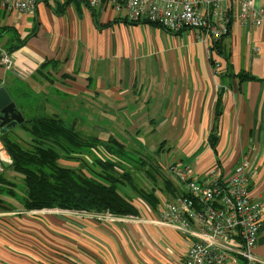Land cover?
I'll use <instances>...</instances> for the list:
<instances>
[{
  "label": "crops",
  "instance_id": "obj_1",
  "mask_svg": "<svg viewBox=\"0 0 264 264\" xmlns=\"http://www.w3.org/2000/svg\"><path fill=\"white\" fill-rule=\"evenodd\" d=\"M255 7L264 8V0H255ZM223 9L231 15V32L214 41L200 31L131 24L125 9L54 0L19 14L0 0V88L12 100L18 92L21 108L28 110L25 101H31L51 117L69 114L77 103L91 111L82 115L84 122L94 118L98 132L108 135L102 140L116 135L143 153L161 150L166 168L178 161L198 178L219 166L228 179L246 160L249 195L264 202V27L241 25L235 0ZM5 55L11 69L3 64ZM0 140V154L9 156ZM9 159L0 156L2 170ZM158 196L153 209L133 192L128 198L139 215L123 220L27 211L19 200L23 209L0 217V264H183L191 240L179 223L166 225L161 218L165 202L177 197ZM254 254L264 263V217Z\"/></svg>",
  "mask_w": 264,
  "mask_h": 264
},
{
  "label": "built area",
  "instance_id": "obj_2",
  "mask_svg": "<svg viewBox=\"0 0 264 264\" xmlns=\"http://www.w3.org/2000/svg\"><path fill=\"white\" fill-rule=\"evenodd\" d=\"M49 1L54 0H2V4L11 12L33 14L40 2ZM78 1L93 9L110 7L116 12L125 9L129 23L152 24L173 33L200 31L204 37L219 41L231 32V15L223 6L230 5L232 0ZM235 2L239 8L235 19L241 25L264 27V8L256 9L255 0ZM3 64L11 69L8 55L3 57ZM215 69L219 74V65ZM167 169L186 193L174 202H165L161 210L162 222L174 227L179 223L176 228L191 240L183 264H264L254 254L261 234L264 202L253 201L249 195L248 161L243 160L228 179L219 166L204 178L196 177L191 167L178 161L168 162Z\"/></svg>",
  "mask_w": 264,
  "mask_h": 264
},
{
  "label": "trees",
  "instance_id": "obj_3",
  "mask_svg": "<svg viewBox=\"0 0 264 264\" xmlns=\"http://www.w3.org/2000/svg\"><path fill=\"white\" fill-rule=\"evenodd\" d=\"M216 51L228 60L219 43ZM25 103L29 105L28 111L35 112L34 116L27 117L24 107L16 108L25 119L20 126L29 134V140L20 142L16 136L10 137L11 130L4 133L0 128L3 145L12 160L11 170L22 177L23 190L20 197L16 185L0 174V202L1 196L9 195L19 198L27 211L58 209L137 216L139 211L129 196L120 192V185L133 187L153 209L160 204L158 191L174 197L186 195L180 181L166 168L161 150L147 154L131 149L127 141L116 135L108 140H102L98 134L86 135L73 124L75 119L66 122L61 116H48L38 105L32 108L31 101ZM221 110L222 92L217 102V119ZM216 128L217 124L209 137L212 149L218 143ZM100 148L106 152L105 157L98 154ZM60 160L78 162V169L64 167ZM140 174L146 178L142 185L135 182Z\"/></svg>",
  "mask_w": 264,
  "mask_h": 264
},
{
  "label": "rangeland",
  "instance_id": "obj_4",
  "mask_svg": "<svg viewBox=\"0 0 264 264\" xmlns=\"http://www.w3.org/2000/svg\"><path fill=\"white\" fill-rule=\"evenodd\" d=\"M12 94L14 95L13 96V101L18 105V108H20L19 101L17 100L18 92L15 91ZM24 112H25L24 114L27 117L28 116L31 117V116L35 115L34 111H32V113L30 111H28V110H26ZM66 112L65 113H60L61 117L64 118L66 120V122H69V121H72V120L75 119L76 122L73 123V124H75L77 126V129L80 130L82 133H84L86 135H90V136H92V135L94 136L95 134H98L101 138H104V137L108 136V135H103V133L101 131L98 132L97 128H98V126L100 127V125H99V123H96V120L94 118H89L86 123L84 122L85 120H83V116L85 117L86 115L87 116L91 115L90 114V112H91L90 110H87V109H84V108L81 109V106H79V104L73 103L72 107H71V111L68 112L69 114H67ZM75 113L78 114V115H74ZM92 115H95V114H92ZM10 137L11 138H16L18 141L25 142V143L30 138L29 134L26 133L20 125H18L17 127L11 129ZM130 148L133 149L132 147H130ZM98 154L99 155H103V154H106V152H104L103 149L100 148L98 150ZM0 156L9 157L6 153L4 155H0ZM103 156L105 157L106 155H103ZM9 160L11 162V163H9L7 165L9 167H7L6 169L4 168L0 174H2L8 181H10L11 183L16 185V188L19 191V193H17V194L21 197V191L23 190V188H22V185H23L22 177L20 175L16 174L13 170H11L12 160H11V158ZM60 165H62L64 167L76 168V167H78V162H72L71 163V162H68V161L60 160ZM76 169H78V168H76ZM139 177H143V178H139ZM173 178H174V176H173ZM145 179L146 178H144L143 174H140V175H138V179H136L135 182L137 184L142 185L143 182L145 183ZM174 181H176V180H174ZM132 188L133 187H131L130 185L126 184V185H120L119 190H120V192L122 194H124L126 196H131V194H133V192H134V190ZM1 198H2V202H0V203L2 205L0 206V214H4V215H2L0 217H7L6 214L12 213L11 211H15V208L17 210L18 209H23L21 204L19 203V200H20L19 198L17 199V197H13V196H9V195L1 196ZM53 210H56V209H53ZM48 211H52V210H48ZM44 212L47 213V210H42V213H44ZM77 215H80V214H77ZM81 215H84V214H81ZM92 216L95 217V218H103V219L107 218V219H120V220H123L120 217H116L115 215L110 214V213H106L104 215H101V214H95L94 215L93 214Z\"/></svg>",
  "mask_w": 264,
  "mask_h": 264
},
{
  "label": "water",
  "instance_id": "obj_5",
  "mask_svg": "<svg viewBox=\"0 0 264 264\" xmlns=\"http://www.w3.org/2000/svg\"><path fill=\"white\" fill-rule=\"evenodd\" d=\"M24 121L23 115L17 110L8 91L4 87L0 88V128H4L3 132L5 133L9 129L23 124ZM4 154L1 153L0 155ZM1 157L5 159L4 156Z\"/></svg>",
  "mask_w": 264,
  "mask_h": 264
},
{
  "label": "bare ground",
  "instance_id": "obj_6",
  "mask_svg": "<svg viewBox=\"0 0 264 264\" xmlns=\"http://www.w3.org/2000/svg\"><path fill=\"white\" fill-rule=\"evenodd\" d=\"M3 154V153H2ZM6 164L8 163V162H5ZM116 217H120V218H126V217H128V216H117V215H115Z\"/></svg>",
  "mask_w": 264,
  "mask_h": 264
},
{
  "label": "flooded vegetation",
  "instance_id": "obj_7",
  "mask_svg": "<svg viewBox=\"0 0 264 264\" xmlns=\"http://www.w3.org/2000/svg\"><path fill=\"white\" fill-rule=\"evenodd\" d=\"M3 129H4V128H1V131H3ZM9 130H11V129H9ZM9 130H7V131H9Z\"/></svg>",
  "mask_w": 264,
  "mask_h": 264
}]
</instances>
